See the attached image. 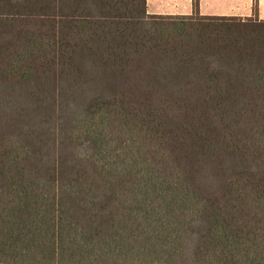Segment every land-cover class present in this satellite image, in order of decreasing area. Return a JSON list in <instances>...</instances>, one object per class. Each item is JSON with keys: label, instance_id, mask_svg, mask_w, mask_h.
Listing matches in <instances>:
<instances>
[{"label": "trees", "instance_id": "trees-1", "mask_svg": "<svg viewBox=\"0 0 264 264\" xmlns=\"http://www.w3.org/2000/svg\"><path fill=\"white\" fill-rule=\"evenodd\" d=\"M194 7L0 0V264H264V19Z\"/></svg>", "mask_w": 264, "mask_h": 264}, {"label": "crops", "instance_id": "crops-1", "mask_svg": "<svg viewBox=\"0 0 264 264\" xmlns=\"http://www.w3.org/2000/svg\"><path fill=\"white\" fill-rule=\"evenodd\" d=\"M152 14H192L194 0H147ZM197 0V10L202 15L257 16L264 19V0Z\"/></svg>", "mask_w": 264, "mask_h": 264}]
</instances>
